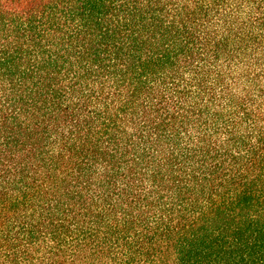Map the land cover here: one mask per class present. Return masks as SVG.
<instances>
[{"label":"trees","instance_id":"obj_1","mask_svg":"<svg viewBox=\"0 0 264 264\" xmlns=\"http://www.w3.org/2000/svg\"><path fill=\"white\" fill-rule=\"evenodd\" d=\"M0 264H264V0H0Z\"/></svg>","mask_w":264,"mask_h":264}]
</instances>
